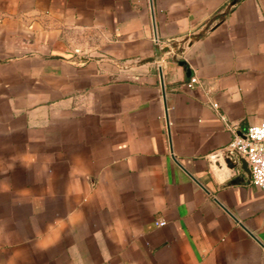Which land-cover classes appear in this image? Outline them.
<instances>
[{"label": "crops", "instance_id": "1", "mask_svg": "<svg viewBox=\"0 0 264 264\" xmlns=\"http://www.w3.org/2000/svg\"><path fill=\"white\" fill-rule=\"evenodd\" d=\"M262 118L264 0H0V264H264Z\"/></svg>", "mask_w": 264, "mask_h": 264}, {"label": "built area", "instance_id": "2", "mask_svg": "<svg viewBox=\"0 0 264 264\" xmlns=\"http://www.w3.org/2000/svg\"><path fill=\"white\" fill-rule=\"evenodd\" d=\"M196 77H191L188 87L196 82ZM217 108V103H212ZM228 149L235 155L243 157L249 166L251 175L250 182L264 191V118L259 123L247 127L244 136H236ZM165 220L158 219L155 225L163 226Z\"/></svg>", "mask_w": 264, "mask_h": 264}, {"label": "water", "instance_id": "3", "mask_svg": "<svg viewBox=\"0 0 264 264\" xmlns=\"http://www.w3.org/2000/svg\"><path fill=\"white\" fill-rule=\"evenodd\" d=\"M233 3H235V1H233ZM159 71L162 79L161 69ZM215 156L220 157L222 161L225 163V165L230 169L238 164L241 165L242 169L247 171L248 177L250 178L251 172L247 161L243 157L235 155L234 153L230 152L229 149H224L223 151L218 152Z\"/></svg>", "mask_w": 264, "mask_h": 264}]
</instances>
